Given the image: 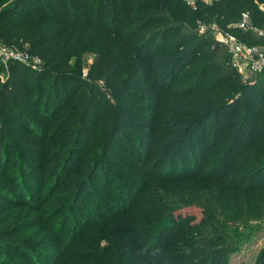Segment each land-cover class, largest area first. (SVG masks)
Listing matches in <instances>:
<instances>
[{
    "label": "trees",
    "instance_id": "obj_1",
    "mask_svg": "<svg viewBox=\"0 0 264 264\" xmlns=\"http://www.w3.org/2000/svg\"><path fill=\"white\" fill-rule=\"evenodd\" d=\"M258 3L264 0L198 1L192 10L182 0H0V43L39 59L30 77V67L9 61L0 82V212L23 196L21 173H34L33 165L50 168L68 151L58 163L63 174L86 125L93 123L95 133L104 122L90 148V169L114 146L128 157L120 174L135 186L116 205L118 196H107L113 213L99 220L105 219L112 244L99 264H228L233 250L264 231V122L248 124L242 110L251 87L263 91L264 75L240 82L225 48L198 35L195 23L214 20L247 43L264 44L233 26L247 11L264 27ZM84 53L93 58L90 80L69 67ZM16 117L30 130L17 131ZM135 161L139 177L124 173ZM76 174L73 198L91 180V173ZM189 207L200 217L182 213ZM35 210L38 220L44 212ZM10 230L0 229L4 249L1 238ZM251 264H264V244Z\"/></svg>",
    "mask_w": 264,
    "mask_h": 264
},
{
    "label": "rangeland",
    "instance_id": "obj_2",
    "mask_svg": "<svg viewBox=\"0 0 264 264\" xmlns=\"http://www.w3.org/2000/svg\"><path fill=\"white\" fill-rule=\"evenodd\" d=\"M182 2L192 10H195L198 5L197 3H192L193 1L191 0H182ZM21 7L28 9L29 6L25 2ZM15 13L11 12L9 17H15ZM17 13L16 15H19L20 12ZM238 21L233 23H237ZM200 23L218 24L214 20L202 21L199 19L196 21L195 26L198 27ZM220 26L223 27L222 25ZM150 29L147 28L145 31H149ZM198 35L212 37L209 33ZM205 42L208 45V40H205ZM92 62V55L84 53L81 59H77L76 57L71 58L69 67L90 80L93 78L88 76V68ZM25 66L30 67L28 65ZM6 67L7 65L5 66L0 63V82L4 81L7 75ZM190 68L191 65L185 66V70ZM33 69V67H30V70L26 71L27 77H30L32 71H34ZM236 75L240 79L239 74L236 73ZM48 81L49 76H46L44 85ZM253 81L254 79L246 82V84L249 85ZM96 82L99 87L103 88L101 80ZM240 82L242 81L240 80ZM242 83L245 84L244 82ZM248 88L250 87L248 86ZM251 89L243 97L242 110L247 123L257 126L264 122V86H262L263 91H259V89L253 87ZM244 91H247V87ZM100 95L102 94L95 93L94 97H99ZM64 111L65 109L58 112L54 116V121ZM18 113L27 114L29 111L18 107ZM212 118L213 116H210L206 120L205 126L210 125ZM19 120L22 121L21 126L19 125L20 121L14 122L17 131L30 130L31 127L26 126L28 121H24L22 117ZM104 124V122H99L98 130L95 133L93 132L96 126L93 123L89 122L86 125V130L82 133L81 141L78 142L77 148L74 151L72 162L67 165L68 167L63 174H57L58 163L68 151L62 155L59 154L60 156L53 160L55 164L50 166V168H47V164L40 169L33 165L34 173H28L27 176H25V173H21L22 168H20L19 173L18 171L14 173L13 176L15 177H18L20 173L23 175L25 183L22 189L24 191L21 190L23 196H17L19 200L17 206L6 204L8 212H0V229H11L8 236L6 235L5 238H1L7 243V247L4 249L0 246V264H99V262H102L100 255H102L108 245L112 244V241L108 237L107 229L104 227L105 224L103 222H105V219L99 220L101 215L106 217L113 213V206L108 204L107 196H110L111 199H115L118 196L114 200L116 205V203L120 202L124 191H130L135 186L134 184L133 186L131 185L132 181L127 179L124 174H120V166L127 162L128 157L114 146L111 147V154L105 156V160H102L99 166L94 170L90 169V161L93 158L90 157V148L95 143L94 137L99 134L100 130H102L101 126ZM209 132L210 129L207 130V133ZM136 137L132 135L133 142ZM121 145H124V140L121 141ZM222 146L223 139L220 137L215 149L219 150ZM27 164L31 165L28 162ZM14 165L15 161L11 160L9 162L10 170ZM134 166L137 167L136 161L132 162L131 169L127 165L126 172L124 173H130L131 177L142 175L143 173ZM76 173H85L82 175L84 177L88 173H91V180L83 188V191L73 198L77 188ZM112 173H119L121 178L119 181L124 184H117ZM103 205H106V207H103ZM107 206L110 208H107ZM37 207L44 212L38 220V215H36L38 211L35 210ZM185 212L194 215L196 218H199L201 215L200 210L194 207L183 209L182 213ZM5 215H7V220H3ZM47 215L49 218H47ZM23 220H27L24 226H15L23 222ZM95 221H101L102 225H93L97 224ZM263 244L264 231L256 230L251 237L244 240L236 250H233L229 254L228 264H251L255 254Z\"/></svg>",
    "mask_w": 264,
    "mask_h": 264
},
{
    "label": "built area",
    "instance_id": "obj_3",
    "mask_svg": "<svg viewBox=\"0 0 264 264\" xmlns=\"http://www.w3.org/2000/svg\"><path fill=\"white\" fill-rule=\"evenodd\" d=\"M191 1L207 3L213 0ZM258 7L264 13V3H258ZM233 26L264 38V27L254 25L247 11L241 13L239 21ZM197 31L199 34L209 33L217 44L225 48L230 66L239 74L242 82H250L259 74L264 75V44L244 42L230 29L215 23H200ZM9 61H19L33 68L39 63V59L28 52L0 43V63L6 66Z\"/></svg>",
    "mask_w": 264,
    "mask_h": 264
}]
</instances>
